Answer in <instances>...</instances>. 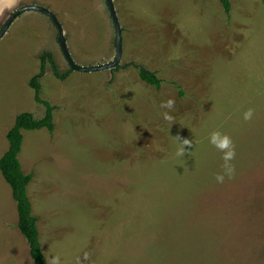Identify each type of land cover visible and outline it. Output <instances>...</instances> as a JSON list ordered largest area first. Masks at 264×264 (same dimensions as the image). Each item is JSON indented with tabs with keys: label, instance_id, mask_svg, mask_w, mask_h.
<instances>
[{
	"label": "rangeland",
	"instance_id": "obj_1",
	"mask_svg": "<svg viewBox=\"0 0 264 264\" xmlns=\"http://www.w3.org/2000/svg\"><path fill=\"white\" fill-rule=\"evenodd\" d=\"M230 2L228 16L218 0H113L121 60L88 73L70 70L45 14L28 10L10 25L0 40V158L18 114L44 116L28 85L40 56L67 74L45 63L39 97L54 107V131H22L18 155L46 264H264V0ZM26 5L56 16L76 65L114 60L105 0H0V31ZM216 131L236 153L223 182ZM17 220L0 174V264H32Z\"/></svg>",
	"mask_w": 264,
	"mask_h": 264
},
{
	"label": "trees",
	"instance_id": "obj_2",
	"mask_svg": "<svg viewBox=\"0 0 264 264\" xmlns=\"http://www.w3.org/2000/svg\"><path fill=\"white\" fill-rule=\"evenodd\" d=\"M218 1L220 2L224 12L229 16L231 10L230 0ZM46 62L51 65L53 75L56 78L64 80L67 76V74H59L57 72L55 64L49 53H43L40 56L39 72L29 80L28 85L34 92V100L44 106V116L40 119H35L29 112L18 114L15 118L13 126L9 129L6 135L8 148L0 158V174L10 187L11 196L15 202L17 211L18 220L16 226L27 242L32 264L46 263L39 239V231L37 227L38 220L34 215H32V207L27 195V187L32 180V175L23 173L18 155L21 151L23 141L22 131H39L42 129H45L49 133L54 131V107L39 97V80L44 75ZM138 76L143 82L149 85L156 88L160 86L161 81L156 77L155 73L142 67H138Z\"/></svg>",
	"mask_w": 264,
	"mask_h": 264
},
{
	"label": "water",
	"instance_id": "obj_3",
	"mask_svg": "<svg viewBox=\"0 0 264 264\" xmlns=\"http://www.w3.org/2000/svg\"><path fill=\"white\" fill-rule=\"evenodd\" d=\"M109 13H110V17L112 19L114 28H115V32H116V55L115 58L112 62L104 64V65H99V66H91V67H80L78 65H76L74 63V61L72 60L69 51L67 49L66 46V41L63 35V30L61 25L59 24L56 16L50 12L49 10H47L44 7L41 6H37V5H26L23 6L19 9H17L15 12L12 13V15L10 16V18L7 20V22L5 23V25L3 26L2 30L0 31V40L1 38L4 36V34L6 33V31L8 30V28L10 27V25L13 23V21L23 12L28 11V10H34V11H38L41 12L43 14H45L46 16H48L50 18V20L52 21V23L54 24L56 30H57V42L59 44V47L61 49V52L64 56V58L66 59L68 65L70 66V68L73 71H80V72H93V71H102V70H106V69H111L115 66H117L121 60V56H122V37H121V28L119 25V21L117 18V14L114 8V4H113V0H105Z\"/></svg>",
	"mask_w": 264,
	"mask_h": 264
},
{
	"label": "clouds",
	"instance_id": "obj_4",
	"mask_svg": "<svg viewBox=\"0 0 264 264\" xmlns=\"http://www.w3.org/2000/svg\"><path fill=\"white\" fill-rule=\"evenodd\" d=\"M173 103L174 101L169 99L166 102H164L161 106L164 108H171L173 106ZM164 115L166 119H171V117L168 116L167 113H165ZM252 116H253V109L249 108L244 113V119L249 120L252 118ZM209 143H211L213 146H215L218 150L222 152V160L224 161L223 164L224 172L223 174H217L215 179L218 182H223L225 175L231 176L232 173L234 172V167L230 163L235 158L236 155L233 142L228 135L216 131L211 134ZM183 144L188 145L190 144V141L185 139L183 140ZM183 152H184V148L180 149L179 154H183ZM49 264H59V257L50 258Z\"/></svg>",
	"mask_w": 264,
	"mask_h": 264
},
{
	"label": "crops",
	"instance_id": "obj_5",
	"mask_svg": "<svg viewBox=\"0 0 264 264\" xmlns=\"http://www.w3.org/2000/svg\"><path fill=\"white\" fill-rule=\"evenodd\" d=\"M143 42H146V41H143ZM123 52V51H122ZM151 52L152 53H155V49L153 48V50H151ZM185 51H183V52H181V53H184ZM157 55V54H156ZM160 60H163V58L162 57H160L159 58ZM143 68V67H142ZM145 69V68H144ZM147 70V69H146ZM149 71V70H148ZM150 72H153V73H155L154 71H150ZM155 75H156V73H155ZM139 77V76H138ZM156 77H157V75H156ZM158 78V77H157ZM41 79V78H40ZM140 79V78H139ZM158 79H160V78H158ZM141 80V79H140ZM142 81V80H141ZM161 82H162V80H161ZM145 83V82H144ZM147 84V83H146ZM161 84V83H160ZM149 85V84H148ZM151 86V85H150ZM136 90H138V89H136ZM138 91H136V93H137Z\"/></svg>",
	"mask_w": 264,
	"mask_h": 264
}]
</instances>
